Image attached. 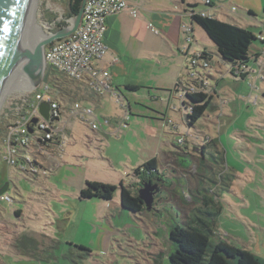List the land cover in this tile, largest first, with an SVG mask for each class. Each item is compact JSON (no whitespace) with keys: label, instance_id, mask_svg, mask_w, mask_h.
<instances>
[{"label":"rangeland","instance_id":"1","mask_svg":"<svg viewBox=\"0 0 264 264\" xmlns=\"http://www.w3.org/2000/svg\"><path fill=\"white\" fill-rule=\"evenodd\" d=\"M211 1L214 5L209 6L197 0L196 9L205 7L223 21L264 36V0ZM66 4L67 0H40L38 24L50 19L54 10L66 12ZM179 13L184 25L193 24L191 45L218 54L205 31ZM166 19V36L174 38L171 18ZM258 48L264 49L259 39L250 52ZM258 65L248 64L251 70H258ZM188 68L191 82L193 71L189 64ZM48 74L53 89L52 83L61 79L74 82L56 70ZM253 75L250 72L244 81L229 73L218 76L211 82L215 102L193 126L182 120L184 106L173 87L125 90L120 103L108 95L86 102L58 93L64 107L77 101L95 110L102 128L92 130L76 116L63 114V151L48 159L29 155L37 169H52L45 174L33 173L30 164L19 159L17 165L6 163L2 149L8 120L0 114V183H6L0 199V264H170L176 249L170 231L194 216L213 224L211 242L223 238L264 262V81H255ZM46 84L41 78L36 87L43 91ZM128 103L127 125L115 133L117 122H111L115 128L109 127L104 118L120 119ZM207 138L215 142L201 151L196 145ZM153 157L162 175V198L141 212L121 208L120 184L137 193L141 181L133 169ZM87 182L116 189L110 200L83 198L80 192ZM205 191L215 201L209 209L218 210L215 216L204 214V207L199 212Z\"/></svg>","mask_w":264,"mask_h":264},{"label":"built area","instance_id":"2","mask_svg":"<svg viewBox=\"0 0 264 264\" xmlns=\"http://www.w3.org/2000/svg\"><path fill=\"white\" fill-rule=\"evenodd\" d=\"M204 4L209 5L210 0H202ZM129 9L131 14L136 13V9L130 7L125 0H85L81 22L69 35L54 39L43 47V76L48 71H58L66 78L74 81V83L87 85L93 93L104 95L110 93L114 96L115 101L120 103L125 99L120 91H114L109 71L98 66L95 61L103 58L107 53L104 35L106 31V19L109 15L119 13ZM231 7V10H234ZM52 17L43 22L48 37L54 36L61 30H66L73 26L74 17L66 16L61 10L52 11ZM202 15L206 14L201 12ZM186 33V41L191 42L192 37L189 28L182 25ZM263 39L262 36H260ZM204 51L198 54V57H192L189 65L192 69L193 79L190 84L177 89L178 98L183 102L187 100L189 93L202 92L207 96L209 91V83L205 76L199 75L197 66L210 69L212 65L211 59ZM264 56V54H263ZM260 70L257 71L261 79L264 78V57L261 62ZM229 71L235 74L244 72H254L248 64L239 62L228 67ZM198 75V76H197ZM43 81V77H42ZM44 85V90L40 91L33 86L22 91L12 92L1 108L0 114L8 120L6 132L3 138V159L10 165H17L18 159L21 164L28 163L33 173L41 170L43 174L51 172L52 169H46L38 166L29 155H35L34 158H53L54 153L63 151L65 141L64 130L66 129V121L61 122L63 114L67 117L78 118L83 121L92 130L102 128V123L94 113V110L80 102H73L70 107H64L57 98L59 90L53 89L48 82ZM212 90V89H211ZM42 102L49 105L48 117L45 118L39 111ZM28 107H31L29 109ZM124 110L123 116L118 121L115 133L126 127L130 113ZM185 111H189L190 107L185 106ZM32 119H36L32 123ZM108 123V120H104ZM31 129V131H30ZM52 147H55L53 149ZM2 194L0 199H2Z\"/></svg>","mask_w":264,"mask_h":264},{"label":"crops","instance_id":"3","mask_svg":"<svg viewBox=\"0 0 264 264\" xmlns=\"http://www.w3.org/2000/svg\"><path fill=\"white\" fill-rule=\"evenodd\" d=\"M125 1L130 7L136 9V13L131 14L129 9H126L107 17V26L104 35L107 53L103 58L95 61L98 66L109 71L110 82L114 91H120L123 94L125 90L130 92L143 88H151L153 86L156 88L173 87V91H176L177 89L190 84L189 80L187 79L189 76L188 64L190 63L192 57H198V54L204 51L212 61L211 68L205 69L197 66V70H199L198 72L200 76H205L207 78L209 83V91L211 92L208 95L211 97L210 104L214 103L215 101L213 99V95L216 93V89L211 90L212 87L214 88V86L211 85V82L216 81L218 76H223L225 73H229L228 68L225 67L227 62L224 61L219 54H215L212 51H207L205 48L191 45L190 42H187L186 33L182 28L184 23L179 21L178 18L179 12V14H181L180 16L183 17L188 15L189 17L190 13L188 10H190V7H188V5L194 3L198 4L197 0ZM195 10L196 12H204L209 15L212 14V12H207L205 7H202V9L199 10L195 8ZM248 11H251V9ZM212 15L214 16V14ZM166 18H171L172 23H170V25L172 27V34H174V38H171L170 36H168V38L166 36L165 31L169 29L167 27ZM217 18L220 19L218 16ZM188 28L189 32L194 33L193 24H190ZM194 42L195 44H198L195 39ZM255 53L260 54L253 61L254 63H257V65H260H258V70L252 69L256 72H253V76L255 77L256 81L258 78H260L258 77L259 75L257 71L260 70L262 65L261 62L263 61L264 57V49L258 48L251 54ZM249 76L250 74L246 75L243 79H236L244 81ZM126 87L136 89L130 90ZM81 88H83L82 99H84L86 102L90 99H95L94 102H97L99 99L104 97V95L112 96L110 93L97 95L93 93V91L90 90L87 85H83ZM263 91L264 88L261 90V92ZM127 106L129 110H131L129 103ZM184 114V112L181 114L183 121ZM104 119L108 120L109 127L112 126V121L117 122L118 124V121L120 120L116 117H114V119L105 117ZM173 128H176V126L173 125ZM129 132L130 130L125 131V136ZM155 151H157V146ZM164 152L165 151L158 149V153ZM196 189L197 191H200V188ZM206 193H208V191L202 193V205L199 207V212L201 208H205L206 206L209 210L210 205L215 203L211 197H207L205 195Z\"/></svg>","mask_w":264,"mask_h":264},{"label":"trees","instance_id":"4","mask_svg":"<svg viewBox=\"0 0 264 264\" xmlns=\"http://www.w3.org/2000/svg\"><path fill=\"white\" fill-rule=\"evenodd\" d=\"M81 4L82 0H67L66 16L75 17L79 12ZM197 5V3L188 5L190 7V10H188L190 20L205 31L210 40L215 44L218 54L228 63V66L239 62L248 64L260 55L259 53L251 54L250 48L255 40L259 39L260 42H264V36L261 33L256 35L250 27L223 21L213 15H202L201 12H196L195 8ZM212 5L214 4L211 2L209 6ZM229 74L243 79L250 72L235 74L229 71ZM43 80L45 82L49 81L48 73H45ZM52 85L59 90L62 97L67 96L66 99L68 100L83 98L82 92L80 93L82 84L78 85L74 82L61 79L59 82H53ZM126 88L130 90L136 89H131V87ZM262 95L264 96V91ZM186 98L187 100L182 102V106L185 108L187 105L190 107V110L185 111L184 122L187 126H193L205 113L210 104L211 97L202 92H195L189 93ZM213 142H215L214 139L207 138L201 145L196 146L197 148L200 147L201 151H204L206 145ZM133 173L141 182L144 179H150L152 176H162L158 170L155 158H151L133 169ZM115 189L116 187L113 185L87 182L86 188L81 190L80 195L83 198L99 197L103 200H110ZM120 206L134 213L145 209L138 194L127 190L122 183L120 184ZM203 213L215 216L218 214V210L215 213H210L206 206L203 209ZM212 234L213 224L201 216H194L186 225L173 226L170 231V239L176 244V249L169 256L170 264H264L263 260L250 250L237 247L223 238L211 242Z\"/></svg>","mask_w":264,"mask_h":264},{"label":"water","instance_id":"5","mask_svg":"<svg viewBox=\"0 0 264 264\" xmlns=\"http://www.w3.org/2000/svg\"><path fill=\"white\" fill-rule=\"evenodd\" d=\"M33 0H0V92L9 84L25 88L41 81L43 68V47L54 39L69 35L81 22L85 0H82L73 26L47 37L37 45L30 46L26 35V21ZM49 105L42 102L39 111L48 117ZM36 119H32L35 123ZM31 131V129H30ZM0 190V195L4 192ZM157 185L141 182L138 196L148 210L153 206Z\"/></svg>","mask_w":264,"mask_h":264},{"label":"bare ground","instance_id":"6","mask_svg":"<svg viewBox=\"0 0 264 264\" xmlns=\"http://www.w3.org/2000/svg\"><path fill=\"white\" fill-rule=\"evenodd\" d=\"M39 1L40 0H33L27 16L26 35L30 46L37 45L40 41L46 39L49 36L45 30V27L43 25H39L36 19ZM31 87H33V85L25 88H21L13 84L6 85L0 92V108L5 98L8 97L12 92L26 90Z\"/></svg>","mask_w":264,"mask_h":264},{"label":"flooded vegetation","instance_id":"7","mask_svg":"<svg viewBox=\"0 0 264 264\" xmlns=\"http://www.w3.org/2000/svg\"><path fill=\"white\" fill-rule=\"evenodd\" d=\"M146 178V177H145ZM146 180V179H144ZM142 180V182H151L152 184H156L157 185V190L155 191V198H154V202H153V206L157 204V202L162 198L163 194L161 192V187H162V181L160 179L159 176H152L150 179L144 181ZM6 186V183L4 182V180L2 181V183H0V190L2 188H4ZM140 186H138V190H139ZM138 190H137V194H138Z\"/></svg>","mask_w":264,"mask_h":264}]
</instances>
